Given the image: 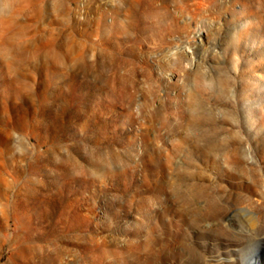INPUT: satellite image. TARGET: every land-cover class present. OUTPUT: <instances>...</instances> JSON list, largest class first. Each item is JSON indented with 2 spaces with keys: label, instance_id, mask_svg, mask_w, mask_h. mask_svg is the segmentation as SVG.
<instances>
[{
  "label": "rangeland",
  "instance_id": "374dc122",
  "mask_svg": "<svg viewBox=\"0 0 264 264\" xmlns=\"http://www.w3.org/2000/svg\"><path fill=\"white\" fill-rule=\"evenodd\" d=\"M0 264H264V0H0Z\"/></svg>",
  "mask_w": 264,
  "mask_h": 264
}]
</instances>
